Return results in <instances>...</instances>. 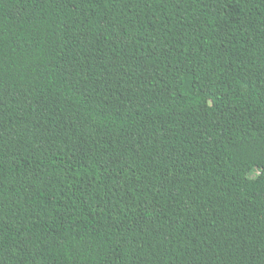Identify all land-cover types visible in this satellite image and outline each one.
Here are the masks:
<instances>
[{"label": "trees", "instance_id": "obj_1", "mask_svg": "<svg viewBox=\"0 0 264 264\" xmlns=\"http://www.w3.org/2000/svg\"><path fill=\"white\" fill-rule=\"evenodd\" d=\"M0 264H264V0H0Z\"/></svg>", "mask_w": 264, "mask_h": 264}]
</instances>
